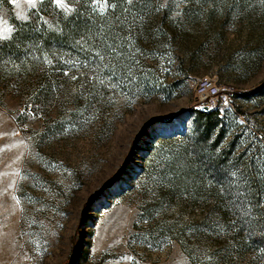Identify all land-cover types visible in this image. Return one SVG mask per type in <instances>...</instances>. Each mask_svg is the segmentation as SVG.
<instances>
[{"label":"rangeland","instance_id":"rangeland-1","mask_svg":"<svg viewBox=\"0 0 264 264\" xmlns=\"http://www.w3.org/2000/svg\"><path fill=\"white\" fill-rule=\"evenodd\" d=\"M61 3L0 0V264H262L264 0ZM84 7L73 49L3 47ZM204 79L232 92L211 133Z\"/></svg>","mask_w":264,"mask_h":264},{"label":"trees","instance_id":"trees-1","mask_svg":"<svg viewBox=\"0 0 264 264\" xmlns=\"http://www.w3.org/2000/svg\"><path fill=\"white\" fill-rule=\"evenodd\" d=\"M99 17L89 11L87 7L77 9L72 15L66 19H59L57 24V31L47 32L44 30L35 31L32 30L27 23L20 26L19 32L13 37L3 42L7 52L12 56H17L18 51L14 45V41L20 42V45H40L46 51L51 47H64L67 49H73L79 44L81 39L87 40L92 35L95 36L96 26H100L99 30H102V22ZM198 117L204 121V127L206 132L211 133L217 123L219 122L215 110L208 111H196ZM254 203V209L240 222L243 229L246 231L244 239L249 242L255 249L257 257L261 263L264 264V210H258L257 201ZM244 224V225H243Z\"/></svg>","mask_w":264,"mask_h":264},{"label":"built area","instance_id":"built-area-1","mask_svg":"<svg viewBox=\"0 0 264 264\" xmlns=\"http://www.w3.org/2000/svg\"><path fill=\"white\" fill-rule=\"evenodd\" d=\"M198 97L197 108L202 111L215 110L222 113L231 101L232 92L230 90H221L216 84L204 79L196 86Z\"/></svg>","mask_w":264,"mask_h":264},{"label":"snow or ice","instance_id":"snow-or-ice-1","mask_svg":"<svg viewBox=\"0 0 264 264\" xmlns=\"http://www.w3.org/2000/svg\"><path fill=\"white\" fill-rule=\"evenodd\" d=\"M13 2L15 3L16 0H13ZM38 2H42V0H26V3H27L28 5H30L31 7H33V8L36 7V5H37ZM54 2H55L58 6L65 7V6L61 3V0H54ZM92 3H93V5H96V4L99 5V11L101 12V14H103L104 11H105V9H107V8H109V7H111V8H115V7H116L115 4H110V3H109V0H102V2H101V0H92ZM127 3H128V4H131V3H132V0H127ZM25 18H26V17H21V19H25ZM11 31H12V29H11V28H8V27H5V28L3 29V32H4V33H7V34H10ZM7 38H9V36H7V35H0V39H7ZM98 55H99V53H98ZM101 59H103V56H101Z\"/></svg>","mask_w":264,"mask_h":264}]
</instances>
